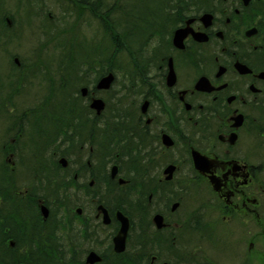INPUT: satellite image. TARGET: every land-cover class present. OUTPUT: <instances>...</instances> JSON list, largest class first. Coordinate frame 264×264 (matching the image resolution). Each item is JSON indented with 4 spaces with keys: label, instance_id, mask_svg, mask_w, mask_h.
<instances>
[{
    "label": "flooded vegetation",
    "instance_id": "af4514ba",
    "mask_svg": "<svg viewBox=\"0 0 264 264\" xmlns=\"http://www.w3.org/2000/svg\"><path fill=\"white\" fill-rule=\"evenodd\" d=\"M93 2L79 4L80 18L102 23ZM141 9L114 11L115 40L125 49L103 70L99 53L82 59L88 68L80 71L79 93L64 92L65 118L50 121L41 141L47 149L27 147L36 164L44 155L48 165L38 164L30 185L13 191L19 211L43 223L62 216L68 264H213L206 250L218 243L219 223L231 241L233 229L245 232L248 258L240 264H261L264 0ZM110 74L111 87L99 89ZM50 99L53 106L59 92ZM5 154L14 171L15 153L9 147ZM56 196L61 212L50 203ZM119 213L129 222L124 247L116 245Z\"/></svg>",
    "mask_w": 264,
    "mask_h": 264
},
{
    "label": "trees",
    "instance_id": "16d2710c",
    "mask_svg": "<svg viewBox=\"0 0 264 264\" xmlns=\"http://www.w3.org/2000/svg\"><path fill=\"white\" fill-rule=\"evenodd\" d=\"M77 1L78 4H85V0ZM86 1L89 3H94L92 0ZM177 1L178 0H149L150 3L164 6L176 4ZM98 3L102 10H107L109 13H112V19L110 18V23H112V26H109V23L103 20L105 23L103 31L112 41V45L109 47V52L108 49L107 51L102 52L99 45L98 49L96 48L103 59L102 64L98 68L103 70L110 68L111 54L122 51V49H125L126 47V44H121L120 48L117 45L115 40L116 24H114L113 19L115 10L119 9L120 11H123L124 14H126L125 12H127L128 9L124 8L123 3L119 4L116 1L109 8H107L103 0H98ZM27 4L30 5L31 1H28ZM30 8L31 13H33V5H30ZM135 10L140 9L135 8ZM74 13H77L78 20L81 19L80 15L82 14V8L80 5H77ZM66 14V12H63V16L61 18V22L66 23L65 25L69 23L68 20L70 18L69 16L66 17ZM129 16H131V14ZM51 23L53 22L51 21ZM65 25L61 29L55 28L53 24L51 27H48L45 24L41 25L40 27L42 35L45 39H48V41L45 42V45L49 42H58L55 51L58 50L63 52L58 55H51L60 56L59 63L54 65V67L50 62H48L49 58H46L50 54L47 55L43 53H35L30 55V59H28L27 62L23 60L24 62L20 63H17L15 60L16 57L11 54V65L16 68L12 71V73L14 72V74L17 75L12 76L15 78H12L8 75L11 80H7L8 76L6 77V80H4V77L0 72V81L4 82V84L7 82L9 84L8 87L0 85V104L3 105L2 112L4 111L3 109H6L8 106L12 108L17 107V101L19 98L18 94L26 91L27 88H25V86L27 84H31L33 80L37 82L36 79H40L39 75H45L46 80H53V82L51 81L52 89H48L50 94L49 96L47 94L44 96L46 97L44 102H38V104H40L31 109H24L26 111L23 112V115H20L19 111V115L17 114L16 116V114L10 112L9 109L6 111L7 113H5L8 114L12 120L18 119L17 124L20 126L21 130H18L19 133L14 135L18 138L21 137L20 133H23L24 131V120H28L26 125L32 127V129L29 131L30 136L28 135L29 143L31 142L30 137H34L36 135V141L38 143L37 147H33L30 143L31 147H28L30 151L32 150V147L35 148V150L43 148L41 151H45V145L50 130V127L47 124L49 119H53L54 117H59L62 119L65 118V109L58 111L56 109L57 116H54V113L51 112L52 106L48 104L51 101L50 97L56 94L54 88L56 87L55 82L58 80H55L54 76L58 77L60 80L59 95L62 96L64 94L62 91L66 85L64 79L67 76H69V79H73V73L76 79H80V71L88 68L82 64V58L85 59V55L81 53L82 45L77 39L74 28H71V26L70 28L65 27ZM19 30L20 29L15 16L6 12L4 6V8H2L0 11V52H2V49L5 47L8 48L15 45L12 43V40H9V38L18 34ZM21 30L24 31L23 27ZM53 70L56 71V74L54 75L51 74ZM76 72H78V74ZM49 75L51 76L48 78ZM73 85H75V83ZM7 89H9V92H7V94L2 97L1 93L3 94V92H5ZM60 100H62V98ZM58 103L63 105L62 101ZM41 141H43L45 145H42ZM18 143L4 144L2 147V152L5 154L10 147V150L16 153V146ZM2 152L0 149V158L2 156ZM42 158L43 160L39 165L47 167L48 162L46 161V156L43 155ZM2 163L3 165L0 166V264H68L66 261L64 248H62L64 246V225L62 216H51V218L45 223L42 222V219L39 216H24V213L22 214L19 211V207L22 208V205L18 204V199L16 200V196L13 192L17 187L16 170L10 171L9 167H11V165L9 164L8 160ZM34 171L42 172V168H37ZM58 198L59 197L56 196L55 198L50 199L53 212H61L60 206L62 205V199ZM28 207L29 213L31 215L34 214L36 211L35 207L33 205H28ZM5 212L6 214H4ZM7 240H14L16 244L15 247L7 244ZM70 264H78V262L76 259H72Z\"/></svg>",
    "mask_w": 264,
    "mask_h": 264
},
{
    "label": "rangeland",
    "instance_id": "374dc122",
    "mask_svg": "<svg viewBox=\"0 0 264 264\" xmlns=\"http://www.w3.org/2000/svg\"><path fill=\"white\" fill-rule=\"evenodd\" d=\"M21 1V2H20ZM0 0V11L2 8L6 9V12L12 14L15 16L16 21L18 23L19 27V33L10 37L9 40H12V43L15 44L13 46L15 47H5L2 49V52H0V72L1 75L4 77V80H6V77L17 75L12 73V71L16 68H14L11 65L10 55L13 54L14 57H17L22 62L25 60L27 62L28 59H30V55L32 54H38L43 53L47 54L46 58L48 59V62H50L53 67L57 63H59L60 56H51L53 54L58 55L63 52H60L58 50L55 51L56 45L58 42H49L45 45V42L48 41V39H45L42 35V32L40 31L41 25L45 24L43 20L47 19V12H51V14L54 16L53 25L55 28H62L66 23L61 22V18L63 16V11H65L66 17L69 15V23L65 25V27L71 26V28H74L75 34L77 36V39L79 42H81L82 50L81 53L85 55V57H90L91 55L98 54L99 52L96 50L98 49V45L102 52L107 51L109 52V47L112 45V41L110 38H108V35L101 29L105 26L104 21L109 23V26H112V23H110V18L112 19V13H109L107 10H102V19L104 21L101 22H94L92 19L87 18L85 20H82L83 22L77 21V13H74L72 9H69V4H63L62 1L60 2L58 0ZM28 1H31L30 5H33L34 13L30 14L31 8L30 5L27 4ZM94 1V0H92ZM107 8H109L111 5L114 4V0H103ZM155 3H150L149 0H124L125 7L127 6H133L134 8H140V10H143L141 8L145 7V5H154ZM43 11L45 13H43ZM104 11V12H103ZM31 17L33 21L31 20ZM29 18V19H28ZM45 18V19H42ZM20 22V23H19ZM101 23V26H100ZM23 27V30L22 29ZM25 27V28H24ZM101 27V28H100ZM30 29V30H29ZM101 29V30H100ZM110 34V33H109ZM11 45V44H10ZM100 54V53H99ZM83 59V58H82ZM126 62V59H122ZM29 62V61H28ZM78 74V72H76ZM52 75L56 74V71L53 70L51 72ZM7 77V80H11ZM40 79L37 78L33 80L31 84H27L25 86L26 91L21 92L18 98V106L15 108L12 107H6V109H3L2 112V106L0 104V149L2 152V147L6 143H18L17 150L15 153V158L13 159L16 161V186L20 187L21 190H24L23 188L26 185H30L31 177H32V171L35 167L38 166L35 162V156L32 153H26L27 147H37V135L34 137H30L31 145L29 143L28 137L30 136V129L32 127H29L26 125V121L24 122V132H27L28 134H22L23 138H17L14 136L19 133L18 131V124L17 120L10 119V116L6 111L13 112L14 114L23 115V112L26 111L24 109H31L40 103L44 102L46 100V97H44L48 93V84L43 82V79L46 77L45 75H39ZM51 75H49L50 77ZM73 79H69V76L66 77V79H69L71 82L73 81L76 84H78V79L74 77V73L72 74ZM15 78V77H12ZM55 80H58V77H55ZM71 82L69 84H71ZM0 85L8 87V82L4 84V82L0 81ZM58 85V83L56 84ZM72 85V84H71ZM74 85V86H75ZM9 92V89H7L3 94L1 93V96H5ZM51 100V99H50ZM38 102H40L38 104ZM58 102H61V100L56 99V103L52 106V113H54V116H57V111L62 110L66 108L64 104H59ZM51 104V101L48 103ZM60 113V112H59ZM12 114V113H11ZM18 114V115H19ZM16 118V117H15ZM55 120H61L62 118L54 117ZM58 124L57 126L61 127L62 122L56 121ZM29 135V136H28ZM16 139V140H15ZM22 140V141H21ZM19 149H22L25 153L18 154L20 152ZM7 161L6 155L2 152V156L0 158V166L3 165L2 162ZM27 163V167L26 166ZM10 171L12 167H9ZM264 200V196H263ZM222 216H211L214 222L218 219L221 222ZM263 223H264V216H263ZM220 232L217 233L216 239L218 240V243H212L210 248H206V252L209 255V262H212L213 264H240L241 261H243L245 258H248V244L245 241L246 236H244L242 229L235 231L232 230L233 234H236L232 237H236L235 241L241 246H238L235 241H231V237L228 235V233H231L228 231L222 230V225ZM238 240V241H237ZM11 241L14 240H7V244H10ZM15 242V241H14ZM242 242V243H241ZM258 249L261 250L264 257V234L262 238H260L257 241ZM16 245V244H15ZM15 245L13 247H15ZM230 256V257H228ZM215 262V263H214ZM217 262V263H216ZM238 262V263H237ZM261 264H264L262 262Z\"/></svg>",
    "mask_w": 264,
    "mask_h": 264
},
{
    "label": "bare ground",
    "instance_id": "6f19581e",
    "mask_svg": "<svg viewBox=\"0 0 264 264\" xmlns=\"http://www.w3.org/2000/svg\"><path fill=\"white\" fill-rule=\"evenodd\" d=\"M59 2H60V0H58ZM62 1V3L63 4H69V9H72V11H74L75 10V8L77 7V5H79L78 4V1L77 0H61ZM117 3H123L124 4V0H115ZM133 6H127V7H125V5H124V8H132ZM63 12H65V11H63ZM33 13H34V11H33ZM43 13H45L44 11H43ZM30 14H32L31 12H30ZM69 16V15H68ZM29 19V18H28ZM42 19H45V18H42ZM47 19L49 20V22L48 21H46V20H43L44 21V23H45V25L46 26H48V27H51L52 26V23H51V21L53 22L54 21V16L51 14V12H47ZM31 20L33 21V19H32V17H31ZM80 22H83L82 21V18H81V20H80ZM15 60H16V62L17 63H20L21 61H20V59H18L17 57L15 58ZM22 62H24V61H22ZM71 81H69V83H70ZM58 83V82H57ZM69 83H67L66 85H65V87H64V89H63V93L65 92V91H68V90H70L71 92H70V94H71V96H75V95H77L78 93H79V87H77V86H74L73 84H74V82L72 81L71 82V84H69ZM54 91L55 92H59V86L58 85H56V87L54 88ZM62 93V94H63ZM64 95V94H63ZM62 95V96H63ZM62 96L60 95V99L62 98ZM59 99V100H60ZM62 102H63V98H62V100H61ZM69 108L70 109H73V106H71V105H69ZM26 121V119L24 120V122ZM28 121V120H27ZM26 121V122H27ZM50 121H52V118L51 119H49V121H48V125H49V127L51 126V123H50ZM18 130H21V128H20V126H19V128H18ZM28 134V133H27ZM16 137V136H15ZM16 138H18V137H16ZM46 148V147H45ZM47 149V148H46ZM45 149V150H46ZM43 156H40V159H39V161H42L43 160V158H42ZM13 161H15L14 159H13ZM37 164H39V163H37ZM25 167H27V163H26V166Z\"/></svg>",
    "mask_w": 264,
    "mask_h": 264
},
{
    "label": "water",
    "instance_id": "95a60500",
    "mask_svg": "<svg viewBox=\"0 0 264 264\" xmlns=\"http://www.w3.org/2000/svg\"><path fill=\"white\" fill-rule=\"evenodd\" d=\"M113 82V75L110 74L107 77H104L100 83L98 84V88L99 89H109L111 87V84ZM83 92H87L86 89L83 90ZM93 107L96 108L97 110H101L103 109V102L101 100H97L95 101V103L93 104ZM43 212L45 215L48 214V210L46 208H43ZM119 218L122 221V228L121 231L119 233L118 238L116 239V245L117 246H123L124 247V243H125V238L127 235V231L129 228V222L128 219L126 217H124V215H122V213H119ZM47 217V216H45Z\"/></svg>",
    "mask_w": 264,
    "mask_h": 264
}]
</instances>
